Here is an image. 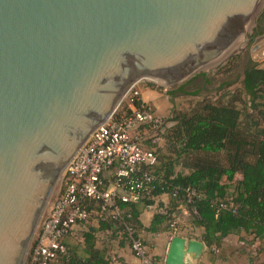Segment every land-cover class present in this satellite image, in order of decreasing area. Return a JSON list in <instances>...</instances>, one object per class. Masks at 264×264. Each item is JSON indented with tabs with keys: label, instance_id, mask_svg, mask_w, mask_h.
I'll use <instances>...</instances> for the list:
<instances>
[{
	"label": "water",
	"instance_id": "obj_1",
	"mask_svg": "<svg viewBox=\"0 0 264 264\" xmlns=\"http://www.w3.org/2000/svg\"><path fill=\"white\" fill-rule=\"evenodd\" d=\"M263 9L264 0H0V264H26L65 172L138 84L215 72ZM205 248L175 235L164 262L188 264Z\"/></svg>",
	"mask_w": 264,
	"mask_h": 264
},
{
	"label": "trees",
	"instance_id": "obj_2",
	"mask_svg": "<svg viewBox=\"0 0 264 264\" xmlns=\"http://www.w3.org/2000/svg\"><path fill=\"white\" fill-rule=\"evenodd\" d=\"M238 59L234 57L218 72L227 75V80L217 88L216 99L212 96L190 102L188 110L175 109L170 118H165L158 131L163 146L155 149L159 162L154 167H142L158 177L151 195L138 203L117 198L121 219H114L112 210L104 211L101 203L87 200L85 206L91 216L80 224L95 219L101 230L130 245L132 236L127 226L141 237L143 209L155 205L159 196L169 195L175 208L157 209L174 212L188 199L187 191L195 190L200 196L186 206L195 210L192 224L201 231L198 237L209 248L220 246L224 238L234 234L245 233L243 239L250 242L264 239V67L253 64L230 80ZM238 83L242 84L240 99L237 92H232ZM193 87L185 91L183 86L170 94L198 96L203 85ZM237 101L242 107L235 104ZM164 221L167 217L156 211L152 230ZM95 234L96 230L89 228L83 235L87 245L94 244ZM71 259L70 251L68 256L58 258Z\"/></svg>",
	"mask_w": 264,
	"mask_h": 264
},
{
	"label": "built area",
	"instance_id": "obj_3",
	"mask_svg": "<svg viewBox=\"0 0 264 264\" xmlns=\"http://www.w3.org/2000/svg\"><path fill=\"white\" fill-rule=\"evenodd\" d=\"M126 100L98 127L65 172L61 191L40 225L27 264H53L59 257L69 255L65 238L91 216L85 201L99 202L104 211L112 210L114 219H121L117 198L124 203H138L156 189L158 177L142 167H154L159 159L155 149L147 147L145 142L146 135L152 144L160 141L158 131L165 118L140 100L136 88ZM145 129L150 133H145ZM187 194L188 199L178 210L157 209L167 217L172 236L181 234L184 216L196 214L193 209L187 210L186 204L200 195L195 190H188ZM127 230L132 236L130 249L139 264H165L164 260L157 259L142 237L134 235L132 227L127 226ZM112 259L116 261L117 256Z\"/></svg>",
	"mask_w": 264,
	"mask_h": 264
},
{
	"label": "crops",
	"instance_id": "obj_4",
	"mask_svg": "<svg viewBox=\"0 0 264 264\" xmlns=\"http://www.w3.org/2000/svg\"><path fill=\"white\" fill-rule=\"evenodd\" d=\"M219 86L215 87V91L203 86L204 88L199 91L198 96L186 97H191V100H189L191 103L192 97L196 100L194 103L202 101L205 97L213 96L216 99ZM185 91L188 90L185 89ZM232 92L234 93L235 90L233 89ZM170 93L171 91L143 88L140 90V100L147 103L156 115L170 118L176 109V103L184 99V95L180 92H177L174 96ZM235 104L239 106L237 103ZM148 136L146 135V146L157 149L159 142L152 144ZM172 205V199L169 195H161L158 197L156 204L143 209L140 216L141 237L150 246L153 254L162 260L166 258L173 236L167 222L164 221L155 230H152V223L158 206L175 208ZM176 208L178 210V206ZM192 217L189 215L183 217L180 235L201 240L198 237L201 231L193 226ZM89 228L96 230V241L92 245H87L83 236L89 231ZM245 235V233L230 235L224 238L218 247L209 248L205 244L206 248L201 258L196 261L189 260L188 264H264V239H256L250 242L251 239L250 241L243 239ZM64 241L69 248L72 259L70 261H59L57 259L53 264H139L138 259L130 249V245L121 239L115 238L111 232L101 230L99 222L95 219L87 224L77 225L73 234L67 236ZM242 241L245 242V245L241 244ZM114 256H117L116 261L112 259Z\"/></svg>",
	"mask_w": 264,
	"mask_h": 264
},
{
	"label": "rangeland",
	"instance_id": "obj_5",
	"mask_svg": "<svg viewBox=\"0 0 264 264\" xmlns=\"http://www.w3.org/2000/svg\"><path fill=\"white\" fill-rule=\"evenodd\" d=\"M264 35V9L261 11V13L258 15L255 23H251L250 25H248L247 27L244 28L243 30V41L241 44H234V48H239L241 47V51H239V53L232 55L229 62L234 58V57H238V64L237 67H235L234 71L231 73L232 75H230V80L231 79H235L237 78V76L242 75L244 73V71L246 70V68L248 66H251L253 64H258L261 67H264V57L262 56V50L264 48V38L261 36ZM247 39V42L245 41ZM263 42V46L261 48H259L257 51L255 50V46H257L258 43ZM229 62L223 66H220L215 72H210V73H206L205 71L196 74L195 76H193L191 79H189L188 81H186L183 84H175L172 86H167V85H161L158 83H154V82H148V81H144L140 84H138L136 86V91L140 93V90L143 88H152V89H157V90H164V91H168V92H172L175 90H178L179 88L185 86V89H187L188 91L193 90L195 87L194 84H202L204 87H208L210 90L215 91V87L218 85H221L223 82H225L227 80V75H224L223 73H218L220 71L221 68L227 66L229 64ZM203 74H208L207 77H204ZM207 78V79H206ZM228 79V80H229ZM209 80V81H208ZM192 81V83L189 84V82ZM203 87V88H204ZM242 88V84L238 83L237 85H235L233 87V89L235 90V92H237L238 97L240 99L241 93L239 92L240 89ZM209 90V91H210ZM184 99L182 101H179L176 107V110L178 111H186L188 110L189 105L191 104L189 100H191V97H186L183 96ZM242 97L244 98V96L242 95ZM246 98V97H245ZM127 100H125L123 102L126 103ZM196 100H194V98L192 97V103L195 102ZM238 105L242 107V103L240 101H237ZM149 132L150 130L147 129L145 130V133ZM163 146V141L162 138L159 141V147ZM61 187H62V181L59 182L57 188L55 189V192L51 198V201L49 203V207L48 210L51 206V204L55 201V199L57 198L58 194L61 191ZM27 264V262H26Z\"/></svg>",
	"mask_w": 264,
	"mask_h": 264
},
{
	"label": "flooded vegetation",
	"instance_id": "obj_6",
	"mask_svg": "<svg viewBox=\"0 0 264 264\" xmlns=\"http://www.w3.org/2000/svg\"><path fill=\"white\" fill-rule=\"evenodd\" d=\"M245 41L247 42V39H246ZM207 76H208V74H205V75H204V77H207Z\"/></svg>",
	"mask_w": 264,
	"mask_h": 264
}]
</instances>
